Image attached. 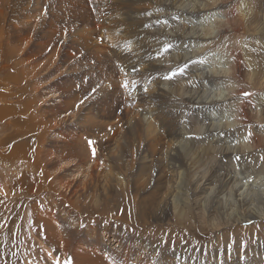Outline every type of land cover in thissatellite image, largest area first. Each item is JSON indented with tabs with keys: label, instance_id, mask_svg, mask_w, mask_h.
Listing matches in <instances>:
<instances>
[{
	"label": "rangeland",
	"instance_id": "rangeland-1",
	"mask_svg": "<svg viewBox=\"0 0 264 264\" xmlns=\"http://www.w3.org/2000/svg\"><path fill=\"white\" fill-rule=\"evenodd\" d=\"M173 4L0 0V264H264V0Z\"/></svg>",
	"mask_w": 264,
	"mask_h": 264
},
{
	"label": "bare ground",
	"instance_id": "bare-ground-1",
	"mask_svg": "<svg viewBox=\"0 0 264 264\" xmlns=\"http://www.w3.org/2000/svg\"><path fill=\"white\" fill-rule=\"evenodd\" d=\"M180 0H173V7H171V8H174L176 11H178V13H184L185 15H187V16H185L184 15V17H185V23H186V25H185V28H184V30H183V32H181L180 34H178L177 33V35L179 36V37H177L178 39L179 38H189V39H191V38H194L195 36H194V34L190 31H188L187 32V30L189 29V28H193V26L192 25H189L188 23H187V20L188 21H190V20H192V18H194V17H196V15H194L195 13H194V11H197V12H199V11H201L202 10V7L200 6V5H198L197 4V1L195 2V3H193V4H191V5H189V6H187V5H185L184 4V1L183 2H179ZM200 1V0H199ZM172 2V1H171ZM169 4V3H168ZM167 4V5H168ZM256 5H258L257 4V2L255 3ZM162 5H164V4H162ZM172 5V4H171ZM244 7V6H243ZM258 8H259V6H258ZM252 11V10H251ZM250 11V12H251ZM192 13H194V14H192ZM197 14V13H196ZM192 15V16H191ZM198 16V15H197ZM184 17H182V18H184ZM253 17V16H252ZM183 20V21H184ZM192 22V21H191ZM252 22V21H251ZM256 23V22H255ZM192 24V23H191ZM194 25V24H193ZM187 26V27H186ZM183 29V28H182ZM169 32V31H168ZM263 33V32H262ZM172 34V33H171ZM175 35V34H174ZM261 36H263L264 37V35H261ZM175 37V36H174ZM201 37V36H200ZM257 39V40H256ZM255 39V42L257 43V45H259L260 46V44L261 45H263L264 43L262 42V41H260L261 39H262V37L261 38H256ZM194 40V39H193ZM263 43V44H262ZM258 46V47H259ZM262 49V48H261ZM189 54V53H188ZM178 55V54H177ZM187 56V55H186ZM189 56V55H188ZM251 58V57H250ZM252 59V58H251ZM251 59H249L250 61H251ZM252 61L253 62H255V63H257L256 62V59H255V57L252 59ZM251 64V63H250ZM252 66H253V64H251ZM255 65V64H254ZM258 72H260V70L258 71ZM262 75H264V74H262ZM257 77V76H256ZM199 79H201V81L204 83V81H208V82H211V81H215V76L211 73V72H209V71H203L201 74H200V76H199ZM204 96L205 95H197V97H196V99H197V104L198 103H201V102H204V103H207L205 100H203L202 98H204ZM214 100H217V99H214ZM259 104H260V106L262 107V109L264 108V96H262L261 98H260V101H259ZM214 127H211L210 128V130L211 129H213ZM216 129H220V127L218 128V127H215ZM170 147V150H176L177 149V146H176V144L175 143H173L172 145H170L169 146ZM228 149V148H227ZM169 150V151H170ZM230 150L231 151H233V149L232 148H230ZM20 153V150H15L14 151V154H19ZM22 153H24V152H22ZM229 153H231V152H227V155H230ZM232 155H234V154H232ZM22 156H24V155H22ZM252 174V173H251ZM232 176V175H231ZM231 176H229V175H227L226 177H225V179L226 180H224L223 182H219V184H221L222 186H228V185H230V183H231V180H233L232 178H231ZM239 177V176H238ZM213 180H214V178H211V179H209L207 182H206V184L208 183L209 185H211V184H213ZM235 181V180H234ZM240 181V180H239ZM214 182H215V180H214ZM236 182V181H235ZM233 183V182H232ZM215 184V183H214ZM239 187L240 185L238 184V185H236V184H233V186L230 188V189H233L234 187ZM239 188H241V187H239ZM249 189V188H248ZM222 190H224V189H222ZM238 191H239V189H238ZM242 191H244V188H243V190ZM245 192H246V190L244 191V193H239V192H236L235 193V198H236V202L237 203H239L240 202V200H241V197L245 194ZM223 194V193H222ZM250 195H254L253 197H254V200L255 199H259L260 201H261V204H260V201H259V203H257V204H260L261 206H262V204H264V195H262V194H258V193H251ZM245 197H247V195L245 194ZM249 197V196H248ZM244 199V198H243ZM251 204H253V202L251 203ZM245 205H247L246 207L248 208V210H250L251 209V211L250 212H248L247 214H242L241 215V213H240V216L238 215L237 216V214H236V216L235 217H237V218H240L241 219V221L243 222V220L246 222V223H248V222H250V221H253V220H257V219H264V207L263 208H261V206H260V208L259 209H257V207H255L254 209H252L250 206L251 205H249V204H247L246 202H244L243 203V206L242 207H244ZM107 232H109V231H107ZM104 237H105V243L109 240V238L110 237H108L109 236V233H107V234H104L103 235ZM118 241V240H117ZM105 243L103 244V248H107L106 247V245H105ZM110 243H109V241H108V245H109ZM118 246V245H117ZM108 249V248H107Z\"/></svg>",
	"mask_w": 264,
	"mask_h": 264
},
{
	"label": "crops",
	"instance_id": "crops-1",
	"mask_svg": "<svg viewBox=\"0 0 264 264\" xmlns=\"http://www.w3.org/2000/svg\"><path fill=\"white\" fill-rule=\"evenodd\" d=\"M2 77L3 76H0V98L1 99L5 98V100H8V98L10 97V91L8 90V79L7 78L3 79ZM3 82L6 83L4 86H3ZM16 106L17 105L14 104V103H12L11 105H8V104L1 105L0 106V119L3 120L6 117H9V116H12L13 114H16L17 113ZM28 148H30V146L27 145V144L24 145V147H22V148H18V149H23V150H20V153L19 154H15V155H19V156L28 155V152H29ZM18 149H15V150L18 151ZM22 152H24V153H22ZM13 154H14V151H13ZM86 258H87V256L84 257L85 261H86ZM77 260L79 261L78 258H77ZM92 260L94 261V259L92 258L90 263H85V261H84L83 264H93ZM99 264H100V262H99Z\"/></svg>",
	"mask_w": 264,
	"mask_h": 264
},
{
	"label": "snow or ice",
	"instance_id": "snow-or-ice-1",
	"mask_svg": "<svg viewBox=\"0 0 264 264\" xmlns=\"http://www.w3.org/2000/svg\"><path fill=\"white\" fill-rule=\"evenodd\" d=\"M244 95L249 96V95H252V93H245ZM90 143H91V141H90Z\"/></svg>",
	"mask_w": 264,
	"mask_h": 264
}]
</instances>
